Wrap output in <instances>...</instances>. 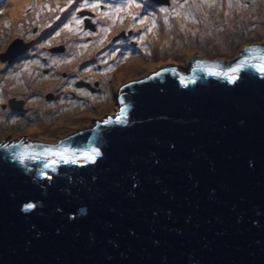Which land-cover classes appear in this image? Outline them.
Listing matches in <instances>:
<instances>
[{"label":"water","instance_id":"obj_1","mask_svg":"<svg viewBox=\"0 0 264 264\" xmlns=\"http://www.w3.org/2000/svg\"><path fill=\"white\" fill-rule=\"evenodd\" d=\"M260 66L264 41L196 53L122 86L120 120L0 141V264H264Z\"/></svg>","mask_w":264,"mask_h":264},{"label":"rangeland","instance_id":"obj_2","mask_svg":"<svg viewBox=\"0 0 264 264\" xmlns=\"http://www.w3.org/2000/svg\"><path fill=\"white\" fill-rule=\"evenodd\" d=\"M132 1L128 8L123 2L114 4L113 9L122 10L111 17L105 15L110 5L97 3L105 6L94 9L97 31L84 33L82 22L75 19L82 21L79 10L97 1L28 0L14 10L16 0H0V141L24 132L85 129L114 117L120 110V88L137 77L196 53L235 51L248 41H264V0H159L152 7L146 3L150 0ZM122 32L124 37L113 40ZM87 36L97 39L94 67L86 52L79 51ZM17 37L29 46L14 61L4 60L2 53L11 43L16 46ZM64 42L76 45L64 54L51 49ZM112 45L117 46L109 50ZM79 80L99 81L100 89L93 93L76 88L73 83ZM49 92L55 99H46ZM10 98L22 100L28 110L9 112Z\"/></svg>","mask_w":264,"mask_h":264},{"label":"flooded vegetation","instance_id":"obj_3","mask_svg":"<svg viewBox=\"0 0 264 264\" xmlns=\"http://www.w3.org/2000/svg\"><path fill=\"white\" fill-rule=\"evenodd\" d=\"M93 1H97L96 2V4L97 3H99V4H104L105 2H107L109 5H110V7H109V9L107 10V14H109L110 15V17H111V15L115 12V11H113V5L114 4H117V3H119V2H123V3H125L126 5H125V8H128V5L131 3V2H133L132 0H93ZM151 2H146L147 3V5H149V6H153L154 4L153 3H155V4H159V0H150ZM100 2H104V3H100ZM98 4V5H99ZM105 5V4H104ZM106 6V5H105ZM105 6H102L101 8L100 7H98L99 8V10H102ZM83 9H88L89 10V15H83V16H81V20H82V28H83V30H84V33H87L88 31L89 32H91V33H95L96 31H97V22H95V16L97 15V11H95L93 8H83ZM81 10V9H80ZM87 21L88 22V26H85V24H84V21ZM103 25H106L105 23L103 24ZM107 26V25H106ZM109 28L111 27V26H108ZM111 30V29H110ZM112 31V30H111ZM129 33V32H128ZM126 34L124 33V32H122L121 34H116L115 35V37L113 38V40H117L118 38H120V37H124ZM29 40H31V39H29ZM29 40H27V41H29ZM67 40V42H73L74 41V39H70V38H67L66 39ZM76 40L77 41H80V37H78V38H76ZM67 42H64L62 45L63 46H60V48L58 49V50H60V51H56L57 52V54H64L65 52H67L68 51V46H69V48L70 47H72V46H75L76 45V43H71L70 45H68V43ZM130 43L131 44H133V45H137V46H139L140 47V50L143 48V47H141L140 45H138L139 44V40H137V39H131L130 40ZM83 44H84V46L83 47H80V52H86L85 53V56L86 57H88V58H90L91 59V62H92V65H93V67L95 66V61H93V54H97V52H99L98 51V48H97V39H96V37L95 36H87V38L86 39H84V42H83ZM117 45H112L111 47H110V49L109 50H111L112 48H115ZM49 49V48H48ZM155 52H157V48L155 47V49H154V52L153 53H155ZM43 58V57H42ZM143 59H145V58H143ZM15 60V59H14ZM13 60V61H14ZM101 62H98V66H102V64H100ZM86 71H87V69H86ZM63 75H65V73L63 74ZM73 84H75V86H76V88H80V89H82V90H85V91H87V92H93V93H96L97 91H99V89H100V82L99 81H92V82H90V81H88V80H79V81H74V83ZM50 94H46V99H50L51 98V96L53 95V99H55V94L54 93H52V92H49ZM70 95L71 96H73V97H78V95L74 92V91H71L70 92ZM11 99V98H10ZM10 99H8V111L9 112H19L20 110L21 111H27L28 110V108H26L24 105H23V101L22 100H16L15 98H13L12 100H14L12 103H10ZM117 100H118V97H117ZM15 104V105H14ZM20 104V105H19Z\"/></svg>","mask_w":264,"mask_h":264},{"label":"snow or ice","instance_id":"obj_4","mask_svg":"<svg viewBox=\"0 0 264 264\" xmlns=\"http://www.w3.org/2000/svg\"><path fill=\"white\" fill-rule=\"evenodd\" d=\"M89 6L91 8H93V9H96L97 7H99V5H97V4H91V5L85 4V7H89ZM136 6L139 7V5H136ZM121 10L122 9H120V8L113 9V11H115V12H120ZM162 10L163 11H167V9H162ZM105 15H107V13H105ZM145 19H147V18L145 17ZM145 19H141L140 20V23L143 24L145 22ZM81 22L82 21H80L78 19H75V23L80 24ZM154 26H155V24L153 23V27ZM149 30H151V29H149ZM104 31H107V29H104ZM141 39H143V37H141ZM56 62L57 61H53V63H56ZM245 63H247V60L246 59L245 60H241L240 62H238L234 66H231V67H228L227 69H225L224 72L222 73V75H224L225 77H227V79H228L229 82H235L236 79L238 78L236 74L241 70V68L245 65ZM200 64H201V62L197 61V66H200ZM260 67H261V70H264V66H260ZM209 74L216 75L217 73L210 71ZM155 75L156 76H159V75H161V73L158 72ZM180 81H181V83H184V77H180ZM191 82L194 83L195 80H193ZM124 112H125V109L124 108H121L120 115L117 116V120H120L122 118ZM111 122H112L111 119L104 121L105 124H108V123H111ZM17 146L18 145H15V144H4V145H2V147H4V148H15ZM68 151H69L68 148H60V149H56V150L51 149V148H45L44 149V152L46 154H48V155L60 156L63 159V162L64 163H69V162L76 163V160L75 159L69 161V159L66 157L65 154ZM82 155L84 157H86L89 161L95 162V157L96 156H99L100 155V152H99V149L98 148L93 147V148H91L89 150L84 151L82 153ZM19 159L21 161L24 160V154L23 153H21L19 155ZM50 166L51 165L49 163H45L44 164V168H49ZM53 170H55V169H53ZM44 175H46V173ZM48 179L50 180L51 177H48ZM26 207L30 209V208L34 207V205L33 204H28Z\"/></svg>","mask_w":264,"mask_h":264},{"label":"bare ground","instance_id":"obj_5","mask_svg":"<svg viewBox=\"0 0 264 264\" xmlns=\"http://www.w3.org/2000/svg\"><path fill=\"white\" fill-rule=\"evenodd\" d=\"M28 0H16V3H15V9L14 10H19V9H21L23 6L22 5H25L26 4V2H27ZM12 16H14L13 15V13H12ZM214 37V36H213ZM212 40V39H211ZM213 40H215V39H213ZM212 40V41H213ZM216 41V40H215ZM187 44V43H186Z\"/></svg>","mask_w":264,"mask_h":264},{"label":"clouds","instance_id":"obj_6","mask_svg":"<svg viewBox=\"0 0 264 264\" xmlns=\"http://www.w3.org/2000/svg\"><path fill=\"white\" fill-rule=\"evenodd\" d=\"M159 2H160V1H159ZM84 24H85V26H87V25H86V20L84 21ZM60 46H63V45H60ZM52 48H53V47H52ZM165 68H167V67H165Z\"/></svg>","mask_w":264,"mask_h":264}]
</instances>
